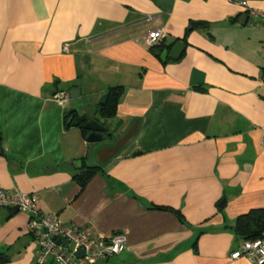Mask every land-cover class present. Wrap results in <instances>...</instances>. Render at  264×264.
<instances>
[{
    "label": "crops",
    "instance_id": "1",
    "mask_svg": "<svg viewBox=\"0 0 264 264\" xmlns=\"http://www.w3.org/2000/svg\"><path fill=\"white\" fill-rule=\"evenodd\" d=\"M155 29L156 51L186 44L179 59L143 42ZM115 86L125 91L104 119ZM73 110L105 140L65 128ZM263 127L264 24L239 2L0 0V188L36 194L43 214L95 238L123 234V252L98 264H251L232 259L243 243L231 227L264 208ZM79 161L104 172L84 192ZM12 210L0 208V254L34 264L29 215Z\"/></svg>",
    "mask_w": 264,
    "mask_h": 264
},
{
    "label": "built area",
    "instance_id": "2",
    "mask_svg": "<svg viewBox=\"0 0 264 264\" xmlns=\"http://www.w3.org/2000/svg\"><path fill=\"white\" fill-rule=\"evenodd\" d=\"M239 2L245 8L253 22L264 24V10L249 7L247 0H228ZM164 37L161 29H155L142 37L149 47L159 46ZM69 95H59L57 100L64 103ZM261 144L264 147V127ZM29 215V234L37 248L34 264H98L107 263L119 256L126 245V237L116 232L108 238H95L76 225H67L57 216L45 215L39 209V197L36 194L20 190L7 192L0 188V208L14 209ZM64 241L68 245L63 244ZM83 253L79 257V253ZM232 259H247L251 264H264V238L244 242L232 254Z\"/></svg>",
    "mask_w": 264,
    "mask_h": 264
},
{
    "label": "trees",
    "instance_id": "3",
    "mask_svg": "<svg viewBox=\"0 0 264 264\" xmlns=\"http://www.w3.org/2000/svg\"><path fill=\"white\" fill-rule=\"evenodd\" d=\"M197 25V24H196ZM201 25V24H200ZM158 46L151 48L154 50L158 57H161L163 49L156 51ZM166 49V48H165ZM167 49H171L168 47ZM197 91L205 92L202 87H195ZM125 88L123 86H115L108 89L106 95L102 99V103L99 106L98 113L104 119H111L116 116L118 105L124 94ZM91 119L87 116H81L76 111L67 112L64 116L65 128L76 127L78 128L85 140H87L90 132L85 128V125ZM0 149L1 148V137H0ZM98 175H104L103 169L99 166H86L83 163V167L79 174L74 177L75 182L80 187V192H84L90 182ZM151 210L170 212L174 214L182 224H186L184 215L173 207L151 205ZM240 242L244 243L250 240H257L264 238V208L253 209L246 214L240 215L231 227ZM11 257L6 254H0V264H8Z\"/></svg>",
    "mask_w": 264,
    "mask_h": 264
},
{
    "label": "water",
    "instance_id": "4",
    "mask_svg": "<svg viewBox=\"0 0 264 264\" xmlns=\"http://www.w3.org/2000/svg\"><path fill=\"white\" fill-rule=\"evenodd\" d=\"M186 49V44H184V42L182 41H179L177 42L174 47L172 48L171 51H168V50H164L161 54V60L163 62H166L168 58H171V59H179L180 56L182 55V53L184 52V50ZM80 94V90L79 89H72L70 92H69V97L71 99H76ZM85 128L90 132V134L88 135L87 137V140L86 142L88 144H97V143H101L105 140V137H104V132L106 130V128L104 126H102L100 123H98L97 121L95 120H90L86 125H85ZM2 151L0 149V155H1ZM78 167L81 168L82 167V164L81 162L79 161L78 162ZM225 202H223L222 205H220V207H223ZM19 213V208L16 207L12 210V215H16ZM63 244L65 246L68 245V242L67 241H64ZM79 257H82L83 256V253H79L78 255Z\"/></svg>",
    "mask_w": 264,
    "mask_h": 264
},
{
    "label": "rangeland",
    "instance_id": "5",
    "mask_svg": "<svg viewBox=\"0 0 264 264\" xmlns=\"http://www.w3.org/2000/svg\"><path fill=\"white\" fill-rule=\"evenodd\" d=\"M98 118H100L99 116H97ZM101 120L105 121L104 119L100 118Z\"/></svg>",
    "mask_w": 264,
    "mask_h": 264
}]
</instances>
